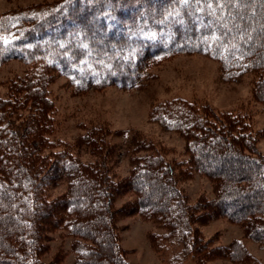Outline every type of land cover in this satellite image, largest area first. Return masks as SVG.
<instances>
[{
    "label": "trees",
    "instance_id": "obj_1",
    "mask_svg": "<svg viewBox=\"0 0 264 264\" xmlns=\"http://www.w3.org/2000/svg\"><path fill=\"white\" fill-rule=\"evenodd\" d=\"M38 11L0 15V66H29L0 99V264H45L48 236L58 230L73 238L77 264H130L114 207L126 193L136 200L119 211L156 220L196 264L211 258L217 249L194 228L204 208L189 205L164 158L142 159L122 181L98 161L82 162L52 139L48 87L64 77L81 93L133 89L152 66L201 54L232 79L255 74L264 103V0H61ZM152 120L184 138L186 172L216 185L212 212L264 245V157L246 121L183 100L157 106ZM93 133L82 141L95 145ZM61 182L66 192L52 197ZM218 250L236 263L252 259L241 241Z\"/></svg>",
    "mask_w": 264,
    "mask_h": 264
},
{
    "label": "rangeland",
    "instance_id": "obj_2",
    "mask_svg": "<svg viewBox=\"0 0 264 264\" xmlns=\"http://www.w3.org/2000/svg\"><path fill=\"white\" fill-rule=\"evenodd\" d=\"M60 1L0 0V15L26 10L37 12L42 6ZM28 69L29 66L20 61H9L0 66V99L7 97L10 83L21 78ZM144 74L139 86L133 89L111 86L82 93L71 87L66 78L54 79L48 87L55 107L52 139L67 145L84 163L98 161L103 164V171L114 181L129 177L135 164L144 158H164L174 169L178 187L189 205L204 208L200 213L205 216L194 228L202 240L209 241L210 247L217 250L201 264H242L218 250L236 241H241L251 255V261L245 264H264V245L248 239L242 225L220 217L219 212L214 214V207L207 206V202L218 197L216 185L206 176L186 172L184 138L152 120V112L157 106L174 100L186 101L213 114L238 116L256 136V148L264 157V103L257 100L254 92L258 77L247 73L232 79L224 75L218 61L201 54H179L152 66ZM92 132L96 135V144L83 142V136ZM66 190L67 183L61 182L52 190L51 196L58 197ZM135 200L133 193L114 199V207L119 213L116 227L128 262L196 264L183 254L182 244L156 220L128 209L119 211ZM48 237L47 249L42 256L45 264H77L73 238L63 230L52 232Z\"/></svg>",
    "mask_w": 264,
    "mask_h": 264
},
{
    "label": "bare ground",
    "instance_id": "obj_3",
    "mask_svg": "<svg viewBox=\"0 0 264 264\" xmlns=\"http://www.w3.org/2000/svg\"><path fill=\"white\" fill-rule=\"evenodd\" d=\"M165 1V0H164Z\"/></svg>",
    "mask_w": 264,
    "mask_h": 264
}]
</instances>
